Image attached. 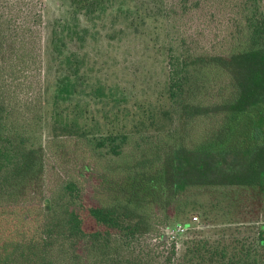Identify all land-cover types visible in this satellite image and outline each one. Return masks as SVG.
Wrapping results in <instances>:
<instances>
[{
  "label": "trees",
  "instance_id": "trees-1",
  "mask_svg": "<svg viewBox=\"0 0 264 264\" xmlns=\"http://www.w3.org/2000/svg\"><path fill=\"white\" fill-rule=\"evenodd\" d=\"M38 1L0 0V264H264L262 0H228L210 38L181 24L207 0H158L159 103L104 131L81 105L85 61L64 49L109 0H70L50 95Z\"/></svg>",
  "mask_w": 264,
  "mask_h": 264
},
{
  "label": "rangeland",
  "instance_id": "rangeland-1",
  "mask_svg": "<svg viewBox=\"0 0 264 264\" xmlns=\"http://www.w3.org/2000/svg\"><path fill=\"white\" fill-rule=\"evenodd\" d=\"M157 2L109 0L105 11L93 16L79 15L81 27L88 30L86 39L84 42L68 41L64 51L75 52L85 61L82 76L89 92L83 94L80 100L90 117L88 122L93 121L92 125L98 131H104L103 125L99 123L123 125L124 114L134 112L139 107H155L159 103L167 70L163 51L166 20L157 15L159 13L155 7H161ZM228 2L207 0L181 24L193 27L190 30L205 29L204 37H213L223 30L230 10ZM262 4L264 8V0ZM37 6L44 18L40 33L42 75L50 95L57 77L64 71V58H61L51 41L52 30L58 22L63 24L69 21L74 10L70 0H39ZM95 90H101L109 97L102 96L99 100L86 95ZM105 115L109 118H104ZM193 221L197 226L201 225L199 219ZM173 231L167 236L169 241L179 240L181 234L175 236Z\"/></svg>",
  "mask_w": 264,
  "mask_h": 264
},
{
  "label": "built area",
  "instance_id": "built-area-1",
  "mask_svg": "<svg viewBox=\"0 0 264 264\" xmlns=\"http://www.w3.org/2000/svg\"><path fill=\"white\" fill-rule=\"evenodd\" d=\"M195 220H197V218H194ZM187 230V227L184 226H177V228L173 231V233L176 235H180L183 234L185 231Z\"/></svg>",
  "mask_w": 264,
  "mask_h": 264
},
{
  "label": "water",
  "instance_id": "water-1",
  "mask_svg": "<svg viewBox=\"0 0 264 264\" xmlns=\"http://www.w3.org/2000/svg\"><path fill=\"white\" fill-rule=\"evenodd\" d=\"M46 211H49V207L48 206L46 207Z\"/></svg>",
  "mask_w": 264,
  "mask_h": 264
}]
</instances>
